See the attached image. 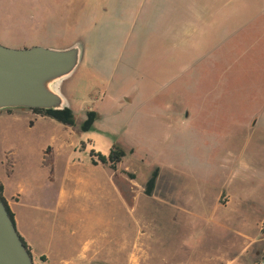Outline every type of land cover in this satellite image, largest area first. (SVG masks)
<instances>
[{
  "label": "rangeland",
  "instance_id": "obj_1",
  "mask_svg": "<svg viewBox=\"0 0 264 264\" xmlns=\"http://www.w3.org/2000/svg\"><path fill=\"white\" fill-rule=\"evenodd\" d=\"M75 41L84 58L61 85L74 125H32L75 254L89 243L91 264H129L137 227L149 264H225L247 236L233 264L252 261L264 241V0H0L1 44ZM113 146L125 152L115 170L92 163Z\"/></svg>",
  "mask_w": 264,
  "mask_h": 264
},
{
  "label": "crops",
  "instance_id": "obj_2",
  "mask_svg": "<svg viewBox=\"0 0 264 264\" xmlns=\"http://www.w3.org/2000/svg\"><path fill=\"white\" fill-rule=\"evenodd\" d=\"M121 18H125L124 13L120 14L119 19L122 20ZM43 117L46 116L35 113L32 109L0 111L1 196L13 214L16 230L26 243L34 264H91L89 243L75 254L73 232L67 225L68 206H63L64 202L60 200L57 180L54 181L52 175L48 176L43 171L41 140L34 136L32 129L33 123ZM50 165L58 175L57 159L55 165ZM66 186L64 184L61 196L74 195ZM259 242L258 249L253 252V259L248 264H256L255 259L262 253L264 241ZM137 244L136 227L134 241L129 249V264H149V251L145 259L139 260L138 248L134 250L133 247H137ZM251 244L252 240L247 236V242L241 251L237 255L233 253L225 264L246 259Z\"/></svg>",
  "mask_w": 264,
  "mask_h": 264
},
{
  "label": "water",
  "instance_id": "obj_3",
  "mask_svg": "<svg viewBox=\"0 0 264 264\" xmlns=\"http://www.w3.org/2000/svg\"><path fill=\"white\" fill-rule=\"evenodd\" d=\"M84 45L10 47L0 43V111L70 108L61 92L84 58ZM0 264H34L0 194ZM259 264H264V257Z\"/></svg>",
  "mask_w": 264,
  "mask_h": 264
},
{
  "label": "trees",
  "instance_id": "obj_4",
  "mask_svg": "<svg viewBox=\"0 0 264 264\" xmlns=\"http://www.w3.org/2000/svg\"><path fill=\"white\" fill-rule=\"evenodd\" d=\"M32 110L35 113H38V114H41L43 116L52 118V119L56 120L57 122H59L63 125H67V126H73L74 125V113L71 110V108H65L62 110H43L40 108H34ZM96 118H97V113L94 110H88L86 112L85 119L82 121V123L80 125V129L82 130V132H86L89 129H91L92 124L96 120ZM124 155H125V152L122 149L115 147V146H113L112 148L109 149V152L107 155H104V154L99 153V152H97V153H95V155H93V151H91V154H90L91 161L93 164H96L97 162H100L102 164H107L112 170L116 169V165L121 162ZM93 157H96V160L93 159ZM156 176H157V171L155 170L152 172L151 176L149 177V179L146 182V188H145L146 194H150V192L152 191L154 184H155ZM0 194H1V185H0ZM3 201H4V199H3ZM4 203L7 207V210H8L10 217L12 218V220L14 222L12 212L9 210L5 201H4ZM21 240H22L23 244L27 247L24 240L22 238H21Z\"/></svg>",
  "mask_w": 264,
  "mask_h": 264
}]
</instances>
